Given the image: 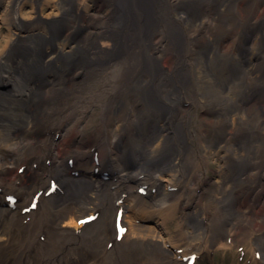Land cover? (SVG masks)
Segmentation results:
<instances>
[{
	"label": "bare ground",
	"instance_id": "bare-ground-1",
	"mask_svg": "<svg viewBox=\"0 0 264 264\" xmlns=\"http://www.w3.org/2000/svg\"><path fill=\"white\" fill-rule=\"evenodd\" d=\"M0 21V264H264V0H0Z\"/></svg>",
	"mask_w": 264,
	"mask_h": 264
},
{
	"label": "rangeland",
	"instance_id": "rangeland-1",
	"mask_svg": "<svg viewBox=\"0 0 264 264\" xmlns=\"http://www.w3.org/2000/svg\"><path fill=\"white\" fill-rule=\"evenodd\" d=\"M28 9L29 8H25V11H27ZM50 11H51L50 8L44 6L43 13L45 15L49 14ZM49 18L52 19V17H49ZM25 21L28 24H25L24 26H26L28 30L32 31L33 29H35V27H36L35 21H33V20L30 21V19H26ZM30 23H33V24L31 25ZM55 24L59 25L57 22H55ZM32 26L34 28H31ZM54 27H56V26H54ZM8 34H9V30H8L7 23H2L0 21V44H5V42L8 40ZM81 109H85V108L81 107ZM74 115H75V117L69 121L67 128L76 126L78 122L83 123L79 127L81 129H83L85 127V129L83 131H85L86 133L91 132L95 128V124H96L95 121L91 120L90 116L86 112L80 111L79 113L74 114ZM190 120L192 121V123H195L197 118L191 116ZM76 130H78V129H76ZM59 136H61V134H59V133L57 135H55V141H59V139L62 138V137L59 138ZM194 157H199V154L197 151L194 152ZM205 162L206 163H204V165H203L202 173L200 174V176H202L203 180L192 179L190 181V184H188V188H186L184 191L187 201H189V200L195 201L194 206L198 202V200L201 198L203 193H206L209 195V190L213 189L211 181L206 180L205 177H207V178L213 177L214 179H216L215 173H216V170L219 169V167H220L219 162L215 158L211 157L208 160H206ZM48 163H50V161H48ZM8 165H10V164H8ZM14 172L18 173V174H23L24 166L19 168V165H16L14 168ZM104 175L107 178L111 177V173L105 172ZM1 181L2 180H0V182ZM141 188H142L141 189L142 193L146 194L147 193L146 186L141 187ZM257 193H259V195L263 196L264 195V189L262 190V187H258ZM192 194H193L194 200H192ZM11 196L8 197L10 201L14 200ZM180 210H182V209H180ZM180 210H179V212H180ZM173 218L174 219L169 220V227H170L171 231L175 230V228L177 227V221H178L177 218H175V217H173ZM225 243L229 244L230 242H225ZM254 256H255V252L251 249L250 244H249V248L247 251H246V247H243V246H235V245L234 246H232V245L231 246H224V245L220 244L219 246H217L213 249H209V248L206 249L199 257H197L195 264H252L251 261H252V258ZM259 259H260V257H259Z\"/></svg>",
	"mask_w": 264,
	"mask_h": 264
}]
</instances>
